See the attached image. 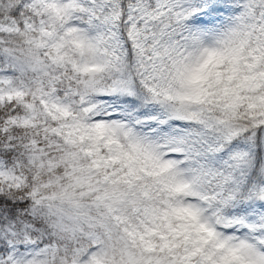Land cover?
I'll return each mask as SVG.
<instances>
[{
    "label": "snow or ice",
    "instance_id": "obj_1",
    "mask_svg": "<svg viewBox=\"0 0 264 264\" xmlns=\"http://www.w3.org/2000/svg\"><path fill=\"white\" fill-rule=\"evenodd\" d=\"M0 264H264V0H0Z\"/></svg>",
    "mask_w": 264,
    "mask_h": 264
}]
</instances>
